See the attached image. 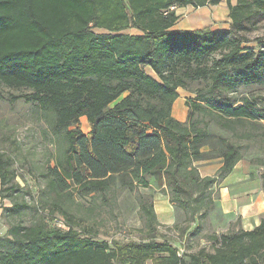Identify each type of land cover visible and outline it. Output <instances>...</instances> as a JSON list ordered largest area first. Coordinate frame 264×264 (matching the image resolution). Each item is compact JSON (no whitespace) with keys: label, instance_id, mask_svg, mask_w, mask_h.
I'll return each mask as SVG.
<instances>
[{"label":"trees","instance_id":"1","mask_svg":"<svg viewBox=\"0 0 264 264\" xmlns=\"http://www.w3.org/2000/svg\"><path fill=\"white\" fill-rule=\"evenodd\" d=\"M221 1L0 0V86L27 91L9 101L33 106L54 148L33 205L15 200L33 191L0 152V196L13 200L7 216L33 211L29 225L0 237V264H264V220L251 231L212 234V250L180 256L182 246L157 241V213L145 199L141 242L101 240L71 208L77 198L107 202L117 187L155 186L185 221H202L215 208L216 186L244 160L241 141L264 151V94L239 93L264 84V47H244L264 20V0H227L228 31L172 30L179 16L171 8ZM194 83L180 122L178 90ZM216 159L218 174L202 177L197 164Z\"/></svg>","mask_w":264,"mask_h":264},{"label":"rangeland","instance_id":"2","mask_svg":"<svg viewBox=\"0 0 264 264\" xmlns=\"http://www.w3.org/2000/svg\"><path fill=\"white\" fill-rule=\"evenodd\" d=\"M257 27V31L247 32L251 42L245 44V48L264 47V20ZM94 32L99 35L110 34L108 31L98 29H94ZM198 87L200 84L194 83L190 84L188 89L180 88L182 109L188 114L187 101L195 97L193 91ZM0 91L4 97L0 99V152L12 159L13 169L19 175L16 181L27 191L28 189L33 191V195L20 194L15 200L21 202L26 199L29 204L33 205L37 198L38 188L45 184L41 175L47 170L49 165L47 160L53 154L54 148L44 137L43 130L46 129V125L39 120L33 106L23 100L15 103L9 101L11 96L22 95L27 91L9 89L4 86H0ZM239 93L248 96L263 95L264 84L242 87ZM80 127L84 133H88L90 125L85 118L81 119ZM224 134L230 136L229 133ZM241 145L244 147L242 150L244 160L241 161V165L253 169L254 173L250 176L260 175L262 177L264 173L263 149L258 144H251L247 141H241ZM210 161L217 162L218 159ZM142 199L152 203L157 213L159 232L157 241L167 240L177 247L182 246L185 253H194L203 247L212 250L210 235L217 232L222 234L215 224V214L211 212L202 221L194 219L187 222L182 213L176 211L169 196L155 186L151 189L140 188L134 192L117 187L109 195L107 202L99 200L94 204L89 199L77 198L76 203L80 204L73 205L71 208L78 219H83L87 225L95 228L101 240L141 242L146 240L147 235L145 221L140 211ZM12 201L10 198L0 196V237H6L12 225L21 223L29 225L33 219L32 210H26L19 218L8 217L5 208L11 207ZM199 225L201 227L197 229Z\"/></svg>","mask_w":264,"mask_h":264},{"label":"crops","instance_id":"3","mask_svg":"<svg viewBox=\"0 0 264 264\" xmlns=\"http://www.w3.org/2000/svg\"><path fill=\"white\" fill-rule=\"evenodd\" d=\"M236 3V0H231L233 6ZM174 9L179 19L172 30L193 31L209 28L213 31H228L232 23L227 0H222L217 5L207 4L201 7L187 6ZM124 33L141 34L136 29H129ZM147 73L156 78L151 69H147ZM179 91L180 89L178 90L179 98L173 106V116L180 122H186L188 112L182 109ZM197 165L202 177H215L222 167V162L220 160L217 162L203 161ZM253 173L251 167H243L240 162L233 172L216 186L217 200L212 213L215 214L214 221L219 231L227 232L228 230L238 231L241 229L251 231L264 220L262 178L260 175L250 176Z\"/></svg>","mask_w":264,"mask_h":264},{"label":"built area","instance_id":"4","mask_svg":"<svg viewBox=\"0 0 264 264\" xmlns=\"http://www.w3.org/2000/svg\"><path fill=\"white\" fill-rule=\"evenodd\" d=\"M171 9H174V8H171ZM59 224H61V225H59ZM58 225H59V226H64L63 223H59V222H58ZM183 254H185V251H184V249L182 248V249H180V256H182Z\"/></svg>","mask_w":264,"mask_h":264}]
</instances>
